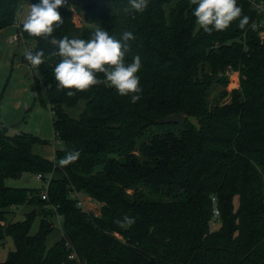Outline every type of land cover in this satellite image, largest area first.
Wrapping results in <instances>:
<instances>
[{
    "label": "trees",
    "instance_id": "trees-1",
    "mask_svg": "<svg viewBox=\"0 0 264 264\" xmlns=\"http://www.w3.org/2000/svg\"><path fill=\"white\" fill-rule=\"evenodd\" d=\"M237 3L249 24L241 29L237 19L208 34L192 15L191 0H149L143 13L128 0H68L55 38L88 39L96 27L117 38L134 33L126 60H142L136 103L103 84L61 88L53 73L61 58L50 56L57 49L19 25L22 39L34 42L31 50L45 53L36 67L37 99L52 113L54 141L62 147L53 160L34 155V145L49 142L9 134L0 123V242L10 237L15 246L0 264H74L70 253L83 264H264V42L258 37L264 26L252 9L264 0ZM19 4L0 0V30L14 24ZM73 13L82 14L84 26ZM21 60L28 63L24 55ZM229 69L239 72V90L226 104H209L208 90L225 86ZM80 101L84 109L73 119L65 108ZM176 114L186 118L182 126L159 123ZM72 150L79 159L60 166ZM22 174L50 175L45 200L39 189L5 186ZM68 189L101 204L98 217L76 207ZM212 197L219 211L215 231L209 229ZM13 206L39 208L43 218L34 235L31 212L23 221L7 220ZM53 216L62 220V237L47 248ZM124 216L135 223L123 224Z\"/></svg>",
    "mask_w": 264,
    "mask_h": 264
},
{
    "label": "clouds",
    "instance_id": "clouds-1",
    "mask_svg": "<svg viewBox=\"0 0 264 264\" xmlns=\"http://www.w3.org/2000/svg\"><path fill=\"white\" fill-rule=\"evenodd\" d=\"M128 3L139 13L149 6V0H128ZM191 3L195 5L192 15L205 33L211 34L213 29L227 30L237 19L241 29L249 24L250 18L243 15L237 0H191ZM64 6H68V0H38V3L30 4V13L23 24L24 31L33 37L49 39L57 49L50 56L61 58L53 69L58 85L63 89L85 91L103 84L114 88L121 96H131V103L139 101L142 88L138 72L142 68V60L139 55H134L130 63L126 60L131 51L129 42L136 39L134 33L126 30L117 38L102 27H96L88 39L68 36L57 39L53 33L64 23L59 11ZM24 59L36 68L45 62V53L43 50L26 49ZM98 74H103L104 78L100 79ZM67 95L73 96L75 92L68 91ZM80 155L78 150L65 151L59 164L68 166ZM134 223V218L123 217V224L131 226Z\"/></svg>",
    "mask_w": 264,
    "mask_h": 264
},
{
    "label": "rangeland",
    "instance_id": "rangeland-1",
    "mask_svg": "<svg viewBox=\"0 0 264 264\" xmlns=\"http://www.w3.org/2000/svg\"><path fill=\"white\" fill-rule=\"evenodd\" d=\"M26 0H20L19 7ZM32 2V1H31ZM263 9L264 5L262 4ZM30 13V7L18 9L14 24L0 30V123L7 128L9 134L13 133H28L42 140L48 141V145H34L32 153L42 158H54L56 150L61 149L62 145L54 141V131L52 129V113L48 106H45L37 99L36 81L39 80L37 69L33 68L29 63L21 60L26 49L34 47V42L25 41L19 33L18 41L13 44L9 43L12 36H16L18 26L15 23H24ZM260 21L264 23V11L260 12ZM73 20L77 26H84L82 22V14L73 13ZM260 24V23H259ZM259 26V25H258ZM261 26H264L262 24ZM261 42H264V30L258 35ZM228 82L225 86L213 84L207 92V102L209 104L219 103L226 104L229 102V94L232 91H238L240 88L239 72L227 73ZM221 92H226V96L220 98ZM85 101H80L73 108H65V112L73 119H77L83 111ZM194 123L195 120L191 119ZM38 174H22L19 179H7L4 181L6 187L18 189H39L41 194L47 189L50 175H45V180L37 179ZM41 176V175H40ZM68 196L79 191L68 189ZM131 193V192H130ZM80 195L81 207L75 206L83 211L88 217H98L101 204L89 196ZM47 209V208H46ZM30 207H11L8 221H23L25 215L30 211ZM33 220L29 229V235H34L38 229L41 219L43 218L39 208L33 209ZM47 220L53 227V232L46 240V247L50 248L62 237L61 218L59 216L48 217ZM219 227V223L211 224L210 231H215ZM118 239L124 242V239L115 235ZM15 246L10 237H7L4 242H0V262H5L8 253L13 251ZM75 264V262H74ZM77 264V263H76ZM83 264V263H82Z\"/></svg>",
    "mask_w": 264,
    "mask_h": 264
},
{
    "label": "built area",
    "instance_id": "built-area-1",
    "mask_svg": "<svg viewBox=\"0 0 264 264\" xmlns=\"http://www.w3.org/2000/svg\"><path fill=\"white\" fill-rule=\"evenodd\" d=\"M30 4H33V3L31 2V0H26L24 3H22V4L20 5L19 9L22 10V9L25 8L26 6H29V7H30ZM252 9H253L257 14H260V12L264 11L263 6H262L261 3H259V4L253 3V4H252ZM15 24H16L18 27H19V25H20V23H15ZM262 24H264V23H262ZM256 27H257L256 24H253V25H252V28L256 29ZM258 35H259V34H258ZM20 36H21V35H20ZM18 37H19V34H16V36H12V37H10V39H9V43H10V44H13L14 42L18 41ZM31 49H32V47L29 46L28 50H31ZM231 72L233 73L234 70L229 69V70L227 71V73H231ZM37 179H38V180H41V176L38 175V176H37ZM80 195H82L81 192H79V193L75 192V193H73V194L70 195V199H71V200H75V201L77 202V205L81 207V204H80L81 201H79V200H80ZM41 199H42V200H45V199H46V190H44V192L41 194ZM211 203H212V218H211V224L213 225V224H216L217 222L219 223V211H218V208H217V199H216V197H212V198H211ZM68 260H69V261L76 262L77 264H82V263L78 262L76 256H75L73 253H70V254L68 255Z\"/></svg>",
    "mask_w": 264,
    "mask_h": 264
},
{
    "label": "water",
    "instance_id": "water-1",
    "mask_svg": "<svg viewBox=\"0 0 264 264\" xmlns=\"http://www.w3.org/2000/svg\"><path fill=\"white\" fill-rule=\"evenodd\" d=\"M186 121V118L181 114H176L172 116H165L159 120L161 125H168V124H177L182 126ZM31 214H34V210H32Z\"/></svg>",
    "mask_w": 264,
    "mask_h": 264
},
{
    "label": "crops",
    "instance_id": "crops-1",
    "mask_svg": "<svg viewBox=\"0 0 264 264\" xmlns=\"http://www.w3.org/2000/svg\"><path fill=\"white\" fill-rule=\"evenodd\" d=\"M16 133H18V132H16ZM47 159L52 160V158H47Z\"/></svg>",
    "mask_w": 264,
    "mask_h": 264
}]
</instances>
